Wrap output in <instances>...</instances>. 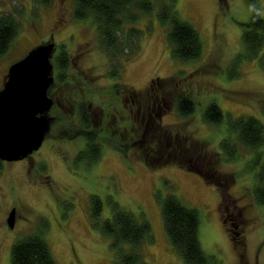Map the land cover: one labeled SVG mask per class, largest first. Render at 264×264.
<instances>
[{
    "label": "rangeland",
    "instance_id": "374dc122",
    "mask_svg": "<svg viewBox=\"0 0 264 264\" xmlns=\"http://www.w3.org/2000/svg\"><path fill=\"white\" fill-rule=\"evenodd\" d=\"M33 1L0 0V13L17 16L22 27L0 57V90L9 68L42 44L58 46L54 66L65 45L70 68L64 81L53 71L55 86L49 92L55 105L41 149L0 167V264H11L12 245L32 235L48 242L57 264H114L111 240L91 223L92 196L102 200L104 219L112 217L111 197L126 211L146 214L154 237L145 248L150 264H184L167 238L157 200L172 194L198 210L207 255L222 264H264V208L253 199L256 183L247 169L254 153L243 150L239 161H226L219 148L225 128L203 120L207 107L216 103L225 117L252 116L264 125V66L257 59L232 69L234 58L244 53L242 24L252 16L248 1L177 0L181 20L194 27L204 45L199 60L180 63L170 55L169 26H161L157 17L169 0H151L156 9L134 26L143 32L139 51L122 58L120 80L108 75L109 58L100 49L94 21L74 19V0H54L50 7ZM259 10L264 16V0ZM183 97L196 106L187 118L175 107ZM163 102L161 118L150 112ZM82 104L101 117L100 124L94 117L93 128L100 134L103 157L90 169L75 167L85 141L69 130L80 124ZM257 152L264 160V147ZM146 154L164 164L151 168ZM14 209L11 229L7 220Z\"/></svg>",
    "mask_w": 264,
    "mask_h": 264
},
{
    "label": "trees",
    "instance_id": "16d2710c",
    "mask_svg": "<svg viewBox=\"0 0 264 264\" xmlns=\"http://www.w3.org/2000/svg\"><path fill=\"white\" fill-rule=\"evenodd\" d=\"M53 1L34 0L33 2L38 7H50ZM176 1L169 0L160 5L158 21L161 26H169L167 43L173 61L180 63L197 61L203 54V41L191 24L181 20L175 8ZM247 1L252 16L248 23L242 24L241 41L244 53L234 58L233 70L238 69L242 62L257 59L264 66V54L261 56L264 49V16L259 12L260 0ZM155 9L156 6L151 0H74L73 15L77 21L89 19L94 21L100 49L109 58L108 75L120 80L123 76L122 58L130 57L139 51V41L143 32L134 26L142 18L151 16ZM21 28L17 16L12 13H0V57L8 53ZM54 63L59 75L58 79L64 81L70 68L69 53L65 45L60 46V54L56 56ZM229 78L233 79L234 76ZM117 90L116 88L115 91ZM175 107L183 118L196 112L195 102L190 97L177 100ZM77 116L80 124L70 127L69 130L70 133H75L74 137L85 141V147L78 153L74 165L77 169H90L103 157L100 134L93 128V124L96 125L94 117L98 124L101 123V117L90 110L87 104L81 105ZM203 120L207 124L225 128L227 136L221 140L219 148L226 161L233 163L239 161L243 150L254 153L247 169L256 183L252 192L253 199L258 206L264 208V160L262 154L257 152L264 147L263 123L252 116L234 118L231 114H227L225 117L216 103H211L207 107L203 113ZM149 159L146 154L145 160L151 168L164 164ZM41 168L45 170L44 166ZM166 186L176 191V185L168 181ZM157 200L161 207L167 238L184 264H222L217 257L207 255L202 248L201 220L198 210L185 206L173 194L164 199L157 196ZM90 203L91 223L103 237L111 240L110 247L115 255L114 264H150L145 248L153 243L154 237L152 225L146 214L143 211L137 215L126 211L111 197L109 204L112 217L104 219V205L100 197L92 196ZM11 264H57V262L48 242L40 235H32L12 245Z\"/></svg>",
    "mask_w": 264,
    "mask_h": 264
},
{
    "label": "water",
    "instance_id": "95a60500",
    "mask_svg": "<svg viewBox=\"0 0 264 264\" xmlns=\"http://www.w3.org/2000/svg\"><path fill=\"white\" fill-rule=\"evenodd\" d=\"M56 44H42L14 63L0 90V161L25 160L43 146L51 129L49 96L55 79L52 55ZM16 210L7 223L14 229Z\"/></svg>",
    "mask_w": 264,
    "mask_h": 264
},
{
    "label": "flooded vegetation",
    "instance_id": "af4514ba",
    "mask_svg": "<svg viewBox=\"0 0 264 264\" xmlns=\"http://www.w3.org/2000/svg\"><path fill=\"white\" fill-rule=\"evenodd\" d=\"M57 45H56V48H55V50L57 49ZM54 69H55V66H54ZM123 77V76H122ZM55 79V78H54ZM122 79V78H121ZM153 82V81H152ZM5 83H6V80H5V82L3 83V87H4V85H5ZM55 83V82H54ZM123 85V83H119L118 85ZM54 85V84H53ZM121 85V86H122ZM55 86V85H54ZM53 86V87H54ZM125 86V85H124ZM52 87V88H53ZM52 91V90H51ZM49 96L53 99V101H54V98H53V96H52V94H51V92H49ZM159 104V103H158ZM54 105H55V101H54ZM156 104H154V109L152 110V111H150L151 113H156V116H158V117H160L161 118V112H162V105L165 107H167V103H165V102H163V104H159V105H156ZM54 107V106H53ZM53 109V108H52ZM158 114V115H157ZM47 138V137H46ZM224 216H223V222L224 223H228L227 221H226V219H227V217H226V215L225 214H223ZM229 232H231V234H234V231L232 230V229H229Z\"/></svg>",
    "mask_w": 264,
    "mask_h": 264
}]
</instances>
